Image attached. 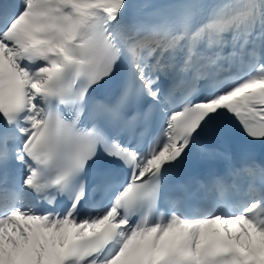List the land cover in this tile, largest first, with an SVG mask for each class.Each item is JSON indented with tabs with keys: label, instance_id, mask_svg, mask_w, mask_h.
<instances>
[{
	"label": "snow or ice",
	"instance_id": "1",
	"mask_svg": "<svg viewBox=\"0 0 264 264\" xmlns=\"http://www.w3.org/2000/svg\"><path fill=\"white\" fill-rule=\"evenodd\" d=\"M0 264H264V0H0Z\"/></svg>",
	"mask_w": 264,
	"mask_h": 264
}]
</instances>
